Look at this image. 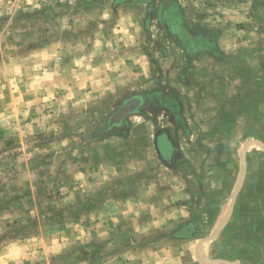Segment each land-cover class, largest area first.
<instances>
[{"label": "rangeland", "instance_id": "1", "mask_svg": "<svg viewBox=\"0 0 264 264\" xmlns=\"http://www.w3.org/2000/svg\"><path fill=\"white\" fill-rule=\"evenodd\" d=\"M225 263L264 264V0H0V264Z\"/></svg>", "mask_w": 264, "mask_h": 264}, {"label": "flooded vegetation", "instance_id": "2", "mask_svg": "<svg viewBox=\"0 0 264 264\" xmlns=\"http://www.w3.org/2000/svg\"><path fill=\"white\" fill-rule=\"evenodd\" d=\"M141 96H130L125 99L119 106L118 110L112 114V116L107 120V128H120L123 120L127 119L131 115H134L139 110V100ZM128 111L125 115L121 114V110ZM115 122V124H111ZM155 149L159 158L168 166L173 165L175 159V148L171 139H169L167 132H160L155 138Z\"/></svg>", "mask_w": 264, "mask_h": 264}, {"label": "water", "instance_id": "3", "mask_svg": "<svg viewBox=\"0 0 264 264\" xmlns=\"http://www.w3.org/2000/svg\"><path fill=\"white\" fill-rule=\"evenodd\" d=\"M121 114H123V115H125L128 111H126V110H121ZM235 198V197H234ZM222 226V225H221ZM221 228V227H220ZM219 230V229H218ZM217 230V231H218ZM217 231H214V232H212L210 235H209V237H208V239L207 240H210L211 238H213V236H216V233H217ZM197 260H198V262L200 263V258H197ZM225 264H228V263H225Z\"/></svg>", "mask_w": 264, "mask_h": 264}, {"label": "bare ground", "instance_id": "4", "mask_svg": "<svg viewBox=\"0 0 264 264\" xmlns=\"http://www.w3.org/2000/svg\"><path fill=\"white\" fill-rule=\"evenodd\" d=\"M239 181H240V172L238 173V180H237V183H236V186H235L236 188L238 187ZM210 242H209L208 248H210V244H211Z\"/></svg>", "mask_w": 264, "mask_h": 264}]
</instances>
